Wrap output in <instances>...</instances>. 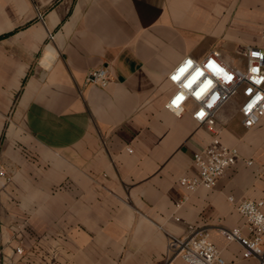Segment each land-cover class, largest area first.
<instances>
[{
  "label": "crops",
  "instance_id": "crops-1",
  "mask_svg": "<svg viewBox=\"0 0 264 264\" xmlns=\"http://www.w3.org/2000/svg\"><path fill=\"white\" fill-rule=\"evenodd\" d=\"M263 24L264 0H0V264H186L169 242L199 231L226 264H259L221 230L244 225L229 196L264 201L246 164L264 163V117L248 129L235 102L220 112L240 158L190 193L179 179L212 134L165 102L183 58L235 62L264 46ZM104 65L107 86L85 82Z\"/></svg>",
  "mask_w": 264,
  "mask_h": 264
},
{
  "label": "built area",
  "instance_id": "built-area-1",
  "mask_svg": "<svg viewBox=\"0 0 264 264\" xmlns=\"http://www.w3.org/2000/svg\"><path fill=\"white\" fill-rule=\"evenodd\" d=\"M49 37L54 38L52 34ZM261 37L264 40V24ZM236 54L239 59L235 62L226 61L216 48L199 59L185 57L167 75L173 91L165 102V108L178 116L190 110L193 119L205 125L212 134L208 144L194 154V174L183 175L179 179L180 186L190 193L200 188L215 187L218 179L240 158L238 148L226 145L221 139L220 112L235 102L241 122L248 129L257 126L264 117V46H242ZM110 78L109 67L104 65L90 69L83 79L105 87ZM246 164L256 165L257 173L264 176V163L256 164L250 159ZM0 176L6 177L2 168ZM186 198L176 201V208ZM229 200L244 217V225L222 229L223 237L228 242L236 241L241 245L243 258H256L259 264H264V201L236 199L234 196H229ZM16 251L21 253L22 249L17 248ZM169 251L180 256L186 264H226L207 231L196 232L184 240H170Z\"/></svg>",
  "mask_w": 264,
  "mask_h": 264
},
{
  "label": "rangeland",
  "instance_id": "rangeland-1",
  "mask_svg": "<svg viewBox=\"0 0 264 264\" xmlns=\"http://www.w3.org/2000/svg\"><path fill=\"white\" fill-rule=\"evenodd\" d=\"M233 56H234L236 59H239L238 56H235V54H233ZM5 172H6V171H5ZM11 178H12L11 174H7V173H6V177H5V179L7 180V182L11 181Z\"/></svg>",
  "mask_w": 264,
  "mask_h": 264
},
{
  "label": "bare ground",
  "instance_id": "bare-ground-1",
  "mask_svg": "<svg viewBox=\"0 0 264 264\" xmlns=\"http://www.w3.org/2000/svg\"><path fill=\"white\" fill-rule=\"evenodd\" d=\"M46 57L48 58V60L49 59H52V58H55V55H54V53H48L47 55H46ZM45 60V59H44ZM49 62V61H48Z\"/></svg>",
  "mask_w": 264,
  "mask_h": 264
},
{
  "label": "snow or ice",
  "instance_id": "snow-or-ice-1",
  "mask_svg": "<svg viewBox=\"0 0 264 264\" xmlns=\"http://www.w3.org/2000/svg\"><path fill=\"white\" fill-rule=\"evenodd\" d=\"M189 63H190V62H189ZM180 71H181V72H183V71H184V69H183V68H181V69H180ZM173 79H174V80H176V79H177V77H175V76H174V77H173Z\"/></svg>",
  "mask_w": 264,
  "mask_h": 264
}]
</instances>
